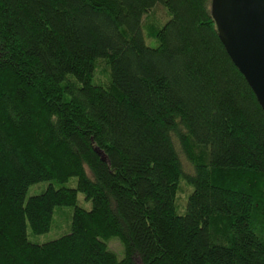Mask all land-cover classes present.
Returning <instances> with one entry per match:
<instances>
[{
    "label": "trees",
    "instance_id": "obj_1",
    "mask_svg": "<svg viewBox=\"0 0 264 264\" xmlns=\"http://www.w3.org/2000/svg\"><path fill=\"white\" fill-rule=\"evenodd\" d=\"M62 206L63 234L31 242L27 229L49 231ZM136 256L264 264V111L210 0H0V264Z\"/></svg>",
    "mask_w": 264,
    "mask_h": 264
},
{
    "label": "water",
    "instance_id": "obj_2",
    "mask_svg": "<svg viewBox=\"0 0 264 264\" xmlns=\"http://www.w3.org/2000/svg\"><path fill=\"white\" fill-rule=\"evenodd\" d=\"M219 39L264 111V0H210ZM100 158L104 153L96 148Z\"/></svg>",
    "mask_w": 264,
    "mask_h": 264
},
{
    "label": "rangeland",
    "instance_id": "obj_3",
    "mask_svg": "<svg viewBox=\"0 0 264 264\" xmlns=\"http://www.w3.org/2000/svg\"><path fill=\"white\" fill-rule=\"evenodd\" d=\"M154 15H155V18L160 20V22L164 21L167 18V14L161 5L157 6V8L154 11ZM160 25H163V23ZM144 39H145V43L148 46L154 47L158 44L157 39L147 38L145 36V33H144ZM99 66L103 71H105V65L103 62H101L99 64ZM182 161H183L184 169L186 171H191V166L188 162H186V158L184 156L182 157ZM47 185H48V182H38L36 184L31 185L27 190L26 198H28L31 195L38 194V193L42 192L43 190H45ZM62 185H65L67 187H75L76 186V178L71 177L66 183H64ZM56 186H60V184H56ZM189 192H190V186L187 185V183L182 180L180 183L178 193H177V204L181 208L183 206L182 209L178 208V210L180 212L183 211L185 208L184 202H185L186 196L188 195ZM77 203H78V205H80L86 209H89L91 207V203L84 199V195L81 192H78V194H77ZM55 210L56 211H55V215H54L53 225L49 231H47L45 233H41V234H32L30 228L27 229L28 239L31 242L43 243V242L55 239V238H57L63 234V233L59 232L58 230H56L54 225L58 223L57 226L60 229H63L65 227V221H67V219H68V222H69V220L71 219L72 208L68 207V206H62V207L56 208ZM107 244H108L109 249L112 250L118 258L123 257V255H124L123 248H122L120 241L117 237H111L108 240ZM135 261H136V264H143L141 259L139 258V256H136Z\"/></svg>",
    "mask_w": 264,
    "mask_h": 264
}]
</instances>
